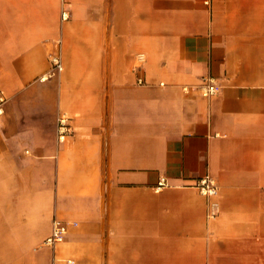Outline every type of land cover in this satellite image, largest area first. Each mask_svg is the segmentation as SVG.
I'll list each match as a JSON object with an SVG mask.
<instances>
[{"label":"crops","instance_id":"0c3cea01","mask_svg":"<svg viewBox=\"0 0 264 264\" xmlns=\"http://www.w3.org/2000/svg\"><path fill=\"white\" fill-rule=\"evenodd\" d=\"M0 92V264H264V0H0Z\"/></svg>","mask_w":264,"mask_h":264},{"label":"built area","instance_id":"2783aa9c","mask_svg":"<svg viewBox=\"0 0 264 264\" xmlns=\"http://www.w3.org/2000/svg\"><path fill=\"white\" fill-rule=\"evenodd\" d=\"M212 0H203L204 4L210 5ZM62 18H66L67 12L62 11ZM51 68L49 70L50 75H54L60 72L63 69V62L60 56V53H55L51 55ZM43 79L45 77H42ZM200 93L202 96L209 97L212 95L217 94L220 91V86L214 82L213 79L207 78L204 79L203 82L199 86ZM7 98L0 92V123L2 121V116L4 114V106L6 103ZM71 131L69 118L65 113H61L57 117L56 121V132L57 137L59 140L65 138L67 134ZM160 185L164 183V179L161 178ZM196 188L199 192L205 196L215 198L218 194V186L215 178L210 174H205L204 176L200 177L196 183ZM218 212V202L217 200H212L209 202L208 206V215L215 216ZM67 231V224L61 220L54 219L52 223V230L51 233L43 240V244L46 246H54L57 242H60L65 237ZM51 264H74V260L66 259L63 261H58L57 259L53 258Z\"/></svg>","mask_w":264,"mask_h":264}]
</instances>
